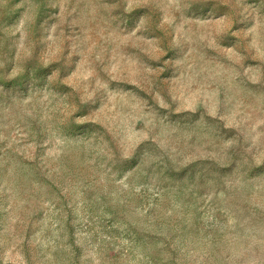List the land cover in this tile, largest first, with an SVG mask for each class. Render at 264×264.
Here are the masks:
<instances>
[{
    "label": "rangeland",
    "instance_id": "obj_1",
    "mask_svg": "<svg viewBox=\"0 0 264 264\" xmlns=\"http://www.w3.org/2000/svg\"><path fill=\"white\" fill-rule=\"evenodd\" d=\"M0 264H264V0H0Z\"/></svg>",
    "mask_w": 264,
    "mask_h": 264
}]
</instances>
